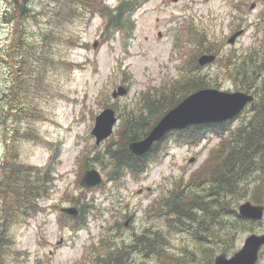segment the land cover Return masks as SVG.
Instances as JSON below:
<instances>
[{"label": "rangeland", "instance_id": "obj_1", "mask_svg": "<svg viewBox=\"0 0 264 264\" xmlns=\"http://www.w3.org/2000/svg\"><path fill=\"white\" fill-rule=\"evenodd\" d=\"M107 1L115 7L121 0ZM139 1L141 6L133 14L135 29L115 33L108 39L103 37L105 20L100 15L90 16L89 21L82 16L60 21L55 11L62 2L67 6L64 0H34L29 6L34 17L26 23L24 39L28 36L27 41L37 47V53L52 59L51 64L42 66L36 61L29 72L32 83L41 78L46 87V90L37 88L33 96L40 115L44 116L18 119L11 111L1 115L0 181L8 144L14 137L21 161L50 169L55 184L50 196L42 201L44 210L14 228L17 247L27 253L24 261L20 257L24 264L25 260L30 264H85L88 251L94 243L98 245L104 233L130 241L135 232L157 227L159 220L152 207L177 182H188L219 143L220 138L213 135L196 146L180 145L173 134L168 139L169 151L140 177L127 174L117 184L108 180L106 151L109 145L120 141L121 115L136 107L143 93L170 89L187 73L189 67L185 65L201 55L203 49L198 50L196 40H189L193 38L188 32L194 37L197 31L206 35L208 43H215L220 49V56L233 50L243 54L258 46L264 37L260 28L263 0ZM13 7L14 0H0V53L14 32L13 25L7 22ZM241 29L244 33L235 44H229V38ZM51 31L62 39L46 45L44 34ZM17 65L0 58V95L7 93L16 81L17 73L13 71ZM200 72L222 81L220 90L236 92L233 82L225 78L220 62ZM120 85L127 86L129 93L114 100L112 92ZM106 107L116 111L119 122L112 136L96 146L91 132L97 115ZM238 123L239 120L225 126L234 129ZM31 129L40 136L39 141L21 137ZM84 156L86 160L91 158L87 160L90 168H96L104 177L98 188L85 190L80 186L85 173H82ZM256 181L255 176L249 180V192L254 190ZM73 198L79 206L87 202L93 206L87 209L85 226L61 228L60 209L76 206L71 202ZM247 200H251L250 195L240 203ZM128 219L131 220L124 226ZM262 222L258 233H264V219ZM249 234H238L235 252ZM170 237L177 249L186 245L187 235L175 232ZM258 264H264V254Z\"/></svg>", "mask_w": 264, "mask_h": 264}, {"label": "trees", "instance_id": "obj_2", "mask_svg": "<svg viewBox=\"0 0 264 264\" xmlns=\"http://www.w3.org/2000/svg\"><path fill=\"white\" fill-rule=\"evenodd\" d=\"M33 1L14 0V7L8 15L7 22L13 25L14 32L0 58L7 63L18 64L13 71L17 73V79L7 93L0 95V117L9 111L18 119H42L44 116L40 115L33 96L37 88L46 90V87L42 85L41 78L32 83L29 72L36 61L42 66L51 64L52 59L37 53V47L27 41L28 36L24 39L27 35L26 23L34 17L29 7ZM64 1L67 6L62 2L56 7L58 20L69 21L82 16L83 20L89 21L90 16L100 15L105 20L103 37L106 39L118 32L133 31V14L141 6L139 0H121L115 7L107 0ZM260 28L264 34V18ZM196 34L194 37L187 33L193 38L189 40L198 42V50L203 49L200 54H216L225 78L233 82L236 91L255 95V105L239 116V123L234 129L225 126L231 121L193 126L170 134L177 136L175 142L180 145L196 146L213 135L220 139L190 180L177 182L152 207L154 216L159 220L157 227L135 232L130 241L104 233L98 245L94 243L88 251V262L86 260L85 264H151L153 261L155 264H214L218 255H232L237 250L239 233L259 232L262 227V221L241 217L238 207L240 201L249 195L252 203L264 205V175L261 174L264 171V37L258 46L243 54L233 50L226 56H220V49L215 43H208L206 35L199 31ZM44 39L49 45L61 40L62 36L51 31L44 34ZM185 66L189 67L187 73L170 89L143 93L136 107L121 115L118 129L120 141L109 145L106 151L109 156L108 180L117 184L127 174L138 178L151 164L158 163L170 149L169 136L142 157L133 156L128 145L144 139L168 111L191 93L221 87L222 81L210 79L200 72L202 68L198 66L196 56ZM21 137L41 139L34 129L26 131ZM10 140L0 181V264H24L20 257L24 261L27 253L17 247L14 228L44 210L42 201L53 192L55 179L50 169L22 162L15 145L17 140L14 137ZM85 157L82 159L85 161L82 173L90 168L87 163L89 157L87 160ZM254 176L257 181L254 190L249 192V180ZM71 202L78 206L80 215L70 217L61 214L59 225L61 228H82L87 209L93 205L87 202L79 206L74 198ZM175 232L187 235L186 245L178 249L170 237ZM25 264L30 263L25 260Z\"/></svg>", "mask_w": 264, "mask_h": 264}, {"label": "water", "instance_id": "obj_3", "mask_svg": "<svg viewBox=\"0 0 264 264\" xmlns=\"http://www.w3.org/2000/svg\"><path fill=\"white\" fill-rule=\"evenodd\" d=\"M243 32V30H240L234 33L229 38L228 43L233 45ZM216 59L217 56L214 54H202L197 62L200 67H205L214 63ZM127 94L128 89L125 86H119L112 92V97L117 99ZM253 101L254 96L243 91L227 92L212 88L200 89L168 111L144 139L131 142L128 149L133 156L141 157L169 133L192 126L234 120L240 116L249 104H253ZM117 122L116 111L110 107L105 108L96 117L95 126L91 133L96 139L97 146L111 137ZM193 160L191 159L190 162H193ZM102 182L101 173L92 168L85 172L80 185L84 189H92L101 185ZM60 211L73 217L80 214L79 209L75 206L62 207ZM238 211L241 217L252 221H262L264 219V205L253 204L250 200L240 204ZM128 223L129 221L126 222V225ZM262 248H264V233H252L246 237L240 250L232 256H227L224 253L218 255L214 264H257Z\"/></svg>", "mask_w": 264, "mask_h": 264}, {"label": "flooded vegetation", "instance_id": "obj_4", "mask_svg": "<svg viewBox=\"0 0 264 264\" xmlns=\"http://www.w3.org/2000/svg\"><path fill=\"white\" fill-rule=\"evenodd\" d=\"M255 100H256V96H255ZM255 100H254V105H255ZM254 105L253 106L251 105V107H254Z\"/></svg>", "mask_w": 264, "mask_h": 264}]
</instances>
